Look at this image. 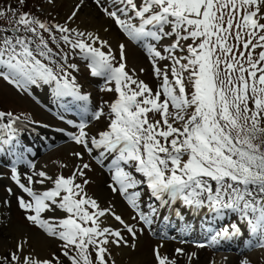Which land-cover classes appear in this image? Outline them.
Listing matches in <instances>:
<instances>
[{
    "label": "snow or ice",
    "instance_id": "6c2138e0",
    "mask_svg": "<svg viewBox=\"0 0 264 264\" xmlns=\"http://www.w3.org/2000/svg\"><path fill=\"white\" fill-rule=\"evenodd\" d=\"M94 2L129 41L146 50L158 81L155 89L139 78L143 68L138 73L128 66L125 43L118 45L117 55L98 34L67 26L83 0L65 25L20 11L26 0H18L20 7L0 9V18L8 21L0 25V80L25 92L48 85L57 98L85 102L80 122L68 121L78 130L69 138L101 167L110 160L107 186L125 199L135 213L133 220L151 226L158 214L153 200L161 209L180 204L194 212L207 208L217 216L227 210L237 214L239 223L223 227L207 245L196 247L239 238L243 224L248 246L264 250V0ZM61 45L87 62L92 77L104 79L102 91L115 94L107 111L99 107L88 112L90 98L73 75L79 68L69 63ZM89 116L106 121L104 129L91 134ZM19 120L0 110V156L17 149V162H23L15 127ZM83 152L72 153L81 163L70 176L53 177L28 162L31 171L22 179L12 168L11 179L23 194L17 197L18 207L29 224L60 242V255L41 258L23 237L14 250L0 255V264H64L61 256L68 264H116L112 246L136 248L124 232L135 241L139 230L113 206L101 207L88 194L92 167L83 162ZM35 185L48 187L37 191ZM145 187L147 213L141 207L142 190H136ZM8 192L14 194L10 188ZM57 210L61 218L44 217ZM175 214L181 216L178 209ZM163 247L153 249L155 264H179L185 255L190 264L195 256L177 248L169 257ZM240 264L251 261L244 258Z\"/></svg>",
    "mask_w": 264,
    "mask_h": 264
},
{
    "label": "rangeland",
    "instance_id": "374dc122",
    "mask_svg": "<svg viewBox=\"0 0 264 264\" xmlns=\"http://www.w3.org/2000/svg\"><path fill=\"white\" fill-rule=\"evenodd\" d=\"M81 0H55L54 4L49 5L47 3V0H26V6L21 7L20 11L22 12H30L32 15L38 16L41 20H43L46 23L52 24V23H59L61 25H65L67 18L71 15V12L75 8L77 4H80ZM11 6L12 8H17L20 7L18 4V0H0V9L5 8L6 6ZM97 8V10H94L93 6ZM87 11H86V10ZM86 11V17H93L95 21H99L105 19L106 22H109V27L111 33H115L119 38H121L123 43H127L128 40L124 36L122 32L115 26L114 22L109 20L104 13L100 10V8L96 5L94 0H83L82 7L80 8V11L78 13V16L71 21L70 23L67 24V26L71 28H79L81 29L82 26V20L81 17H83L84 12ZM100 11V12H99ZM82 13V14H81ZM100 15V16H99ZM112 22V23H111ZM8 21L4 20L3 18H0V25H7ZM85 25H89L86 21L83 22ZM114 27V28H113ZM45 38L47 39V34H45ZM126 42H125V41ZM191 43V41H189ZM128 44V43H127ZM131 47H134L135 50L138 52V57L141 59V67L139 68H147V77L144 78L141 74H139V78L144 80L147 84H149L151 87L154 89L158 86V81L154 78L152 75V68H151V63L148 60L146 50L135 43L128 44ZM50 46L53 48L54 51H59V49L56 48L54 44H50ZM61 47L64 49L65 52H68L69 54V63H74L77 65L79 68L78 72H74L73 75L76 76L77 83L80 85L81 90L84 92L88 93L91 97V101L94 103V106H100L102 105L107 111L108 104L115 99V94L114 93H109L102 91L100 88H98L101 92L98 93L97 86L98 83H100V80L94 81L93 79L88 77V73H90V70L87 67V62L83 61L80 59V57L73 56L71 51L61 45ZM119 50V49H118ZM116 54L118 55V51H115ZM167 62H161V64H164ZM146 76V75H145ZM105 86V85H104ZM102 86V88L104 87ZM34 88L33 90H35ZM51 90L50 87L47 85H42L40 87H37V91L33 92V95L35 96L36 99L40 100L41 102L52 106L53 104L56 103L58 113H60L63 117H68V112L71 111L72 109V103L66 102V100L57 98L55 95L54 97L48 96L50 95L48 92ZM43 92H45L43 94ZM98 94V95H97ZM41 104V106L45 107L44 104ZM51 108V107H50ZM92 109H94L92 107ZM0 110L3 111H10L12 112L15 116L20 117L19 122L17 123L19 126H22L23 131L26 130L30 133H25L22 134L23 137L17 133V135L21 137L18 138L19 146H23L24 144L28 143H33L34 146H39L41 145V141L36 140L37 136L39 137L40 135L43 136L45 139H50L52 140H57L61 141V137L64 136L66 138L65 133H62L60 136H57L53 132H47V131H41L40 129L36 128L33 125H24L25 123H40V124H45L48 126H54V124H59V122L63 121L61 119V116L59 117L58 115V122L56 119H54L53 116H50L48 114L46 109H42L39 106V103H35L32 99H29L27 95H25L23 92H20L17 90L15 87L6 85L3 80H0ZM159 119V117H156ZM21 122H25L24 124ZM89 127L92 129V131L96 134L98 131L103 130L105 127L106 121H88ZM18 126V127H19ZM41 128V127H39ZM33 133V136L30 135ZM37 134V135H36ZM30 135V136H29ZM66 135V136H65ZM4 136V131L0 130V137ZM36 138V139H34ZM68 144L69 141H66ZM64 142V144L58 143L55 148L51 149V151L45 152V153H39L37 154L34 158L37 160L36 162H41L42 165L47 166L48 169L46 168H41V167H36L37 170H43L46 171L49 175L55 177L57 175L63 174L64 176H70L72 172L75 170V167L81 163L79 159H77L75 156L72 155V153L76 151H80L79 148L80 146L74 145L70 151H68L65 146H67ZM17 150V149H13ZM6 155V154H5ZM35 162V163H36ZM86 163H90L92 167V171L88 172V178L90 179L91 183L87 186V192L90 196L96 198L98 202L100 203L101 207H108L109 205L114 207V210L116 211L117 214L120 215H125L122 217L124 220L129 222V224L134 225L139 231L137 233V239L134 241L130 235L127 233H124L125 237L128 240L129 245L135 243L136 248H130V247H122L124 249L122 250H115L112 247V258L115 260L116 264H155V260L153 255H151L150 248L153 250L154 247L153 245L155 243H161V241L166 245L165 249L162 251L163 253L167 254L169 257L173 256L174 250L177 248H182L186 254H192L195 253V256L191 260L190 264H212L214 257L218 258L222 256V262H215V264H240V261L244 258H247L251 261V264H264V250L260 249H253L249 248L244 250H241L242 248H245L248 246V238L249 234L247 233V229L245 232H243V235L241 236L240 239H235L233 243H235V248L239 247V249H234V250H224L223 252H215V250H208L207 248H198L196 245L198 242L203 240V238H200V236H197L198 233L202 234V228H204L205 232L207 231V218H211L210 220H216L217 218H220L221 216L226 218L222 223L219 224V227L217 230H221L225 226H230L232 223H236L234 220V213L230 212L228 213V216L231 217H226L227 215L222 214L217 216L214 212H211V215H199L193 218L192 216H184L178 218L175 213H174V207L172 208H165L164 213L162 214V217L156 221L155 224H158L159 222L165 223L163 216L167 214V217L170 218L171 220L174 221V223L179 222L180 223V228L181 227H187V229L191 232L192 238H200V240H195L194 244H192L190 241L187 243L186 241L180 242L177 241L178 243H175L174 241L169 240L167 237L162 240L157 241V236H150V234H147L142 231L139 222L136 220L132 219V216L135 215L133 211H130L129 205L125 200L118 199L120 195L118 194L117 196L110 192V194H105L104 197H97L95 196L97 193V188L98 186H101L102 188H108L107 183L110 182L108 179L109 172H108V167L106 174L104 175L102 173V170L97 168L92 162H90L89 158L84 156V161ZM64 164L67 165V167L61 168L60 165ZM24 172L19 171L20 173L24 174H29L30 171H28L27 167L21 169ZM0 198L2 199V204L5 208L6 211V218L4 219V224L0 223V255H7L9 251L14 250L15 245H13V241L17 242L23 237L29 238L31 240L33 236H36L37 233H41L38 228L32 226L27 222L25 219V213L23 210H21L18 207V202H17V197L22 195L21 190H16V185L13 180L7 179V177L10 176V173L4 172L3 169L0 167ZM137 178L139 179V175L137 174ZM13 181V182H12ZM24 182V181H23ZM27 183V182H26ZM48 187V185H46ZM12 189V192L14 194L10 195L8 192V189ZM110 190V189H109ZM136 190H142V196L141 197V207L143 210L147 213V203L145 201V197L149 196L147 188H142V189H136ZM130 191H135V190H130ZM26 199V198H25ZM124 203L128 208V212L125 208V206L122 204ZM156 205V202H152ZM158 205V213L162 211L161 208H159V203L157 202ZM145 208V209H144ZM227 211V210H226ZM225 211V212H226ZM49 219L56 220L59 219L63 216V214L55 211V212H50ZM203 217V218H202ZM205 217V218H204ZM155 218V217H154ZM236 219L238 218L236 214ZM198 222V224H197ZM182 224V225H181ZM193 225L190 227V225ZM170 225V223H167L166 226ZM243 224H240V226ZM200 227V232L197 229V227ZM119 227V225H118ZM152 228V227H150ZM14 230V231H13ZM17 233L19 236L18 238L12 237V236H17L15 234H10V233ZM43 233V232H42ZM158 237L159 235L161 237H164L163 233L160 231L155 232ZM171 232L170 234H172ZM182 233H179L181 235ZM44 237L47 238L45 234H43ZM11 238H14L13 241H11ZM47 249L44 251L43 255L41 258H50V253L55 252L57 255H60V248H59V241L49 238ZM186 242V243H184ZM217 246V245H216ZM118 249V248H116ZM126 249V251H125ZM119 251V252H118ZM128 251V252H127ZM127 253V254H126ZM124 254V255H123ZM143 255V258H142ZM138 258L140 261H137L134 258ZM61 259L64 261V264H68V261L66 258L61 256ZM224 259V260H223ZM179 264H189L187 255L180 257L179 258Z\"/></svg>",
    "mask_w": 264,
    "mask_h": 264
},
{
    "label": "bare ground",
    "instance_id": "6f19581e",
    "mask_svg": "<svg viewBox=\"0 0 264 264\" xmlns=\"http://www.w3.org/2000/svg\"><path fill=\"white\" fill-rule=\"evenodd\" d=\"M93 6V5H92ZM93 8H94V10H97V8H95L94 6H93ZM86 10V9H85ZM87 11V10H86ZM86 11H82V12H84V15H83V17H81V22H82V26H81V29H83V30H87V31H92V32H94V33H96V34H98L99 36H101L103 39H106V40H108L109 42H110V44L112 45V48H113V50H114V52L115 51H118L119 52V50H118V45L120 44V43H123L122 42V40H121V38L123 39V37H121V38H119L115 33H111V31H110V27H109V22H106V20L105 19H103L102 18V20H99V21H95L94 19H93V17H86ZM100 12V11H99ZM82 14V13H81ZM100 16V15H99ZM84 21H86L87 23H89V25H85L83 22ZM112 23V22H111ZM105 28H107L108 29V31H105ZM114 28V27H113ZM125 41V40H124ZM126 42V41H125ZM126 45H127V57H128V66L130 67V68H135L136 70H137V72L139 73V69H141V68H139L138 69V67H141L142 65V63H141V59L138 57V52H137V50H135V48L134 47H131V46H129L127 43H126ZM116 53V52H115ZM147 72H148V69L147 68H144V72L143 73H139V74H141L144 78H148L147 77ZM146 75V76H145ZM48 86V85H47ZM48 87H50V86H48ZM51 88V87H50ZM49 90V89H48ZM45 92H48L50 95H48L49 97L52 95V97H54V94H53V91L52 90H49V91H45ZM45 92H43V94L45 93ZM19 125L17 124L15 127L18 129V132L17 133H19L22 137H23V135L22 134H25V133H30V132H28V131H26V130H24L23 131V129H22V126H19ZM89 130H90V133L91 134H95L93 131H92V129L89 127ZM37 135V134H36ZM21 136H19V135H17V137H21ZM30 136V135H29ZM41 136V135H40ZM66 136V135H65ZM43 137V136H42ZM68 136H66V138H67ZM38 138V137H37ZM64 139V136H62L61 137V139ZM65 143H66V141H65ZM67 144V143H66ZM22 146V145H21ZM74 145H72L70 142L67 144V146H65V148H67L68 149V151H70V149L73 147ZM34 164L36 165V167H41L42 169L43 168H46V169H48L47 168V166H45V165H42L41 164V162H34ZM19 172V171H18ZM20 173V172H19ZM21 174V176H22V179H23V177H24V173H20ZM108 179L110 180V182H111V178H110V173H109V176H108ZM25 183L27 182L26 180H23ZM35 188H36V190L37 191H43V190H45V188H46V185L45 186H41V185H35ZM105 194H110V190L109 189H107L106 187L105 188H102L101 186H98V188H97V193H96V195L95 196H97V197H104L105 196ZM143 197V196H142ZM174 207V213L176 212V210L178 209L179 211H180V213H181V216L180 217H184V216H192L193 218H195L196 216H198L199 217V215H205V216H207V215H211L210 213L211 212H209L208 211V209L207 208H204V209H201V210H199V212H194L193 210H191V209H189V208H186V207H183V206H181L180 204H177V205H174L173 206ZM164 210H165V208H163L162 209V211H160L158 214H157V216L153 219V220H156V221H158L161 217H162V214L164 213ZM57 212H59L60 214H61V212L59 211V210H57ZM48 214H50V212H48V213H45L44 214V217L45 218H48L49 219V215ZM176 215V214H175ZM6 216H7V214H6V211H5V208H4V206H3V204H2V199L0 198V223H3L4 224V219L6 218ZM180 217H178V218H180ZM200 218V217H199ZM203 218V217H202ZM205 218V217H204ZM106 223H110V224H112L114 227H118V224L114 221V220H109V221H106ZM197 224H198V222H197ZM182 225V224H181ZM241 227V229H242V231L243 232H245L246 231V228H245V226L244 225H241L240 226ZM14 231V230H13ZM13 231H12V233H10V234H15V235H17V233H13ZM43 234L44 233H37L36 234V236H33V238L30 240V242H31V244H32V247L35 249V251L40 255V256H42L43 255V253H44V251L47 249L46 247H47V245H48V241H49V239H48V237L46 238V237H44L43 236ZM12 237H15V238H18L19 236L17 235V236H12ZM159 237H161L160 235H159ZM241 237H239L238 239H240ZM14 240V238H11V241H13ZM13 243V245H15L16 244V241L14 242H12ZM160 244H163L164 245V247L161 249V251H163L164 249H165V244L161 241V243L159 242V243H155L154 245H153V247L154 248H156L158 245H160ZM115 250H122V249H124V248H118V249H116V247L115 246H112ZM216 250H218L217 252H220V251H222V250H220V249H216ZM241 250H244L243 248L241 249ZM125 251H126V249H125ZM119 252V251H118ZM128 252V251H127ZM127 254V253H126ZM124 255V254H123ZM142 258H143V255H142ZM222 256H220V257H218V258H216V257H214V258H212L213 259V261H215L216 263L217 262H222ZM134 259H136L137 261H140L137 257L136 258H134ZM224 260V259H223Z\"/></svg>",
    "mask_w": 264,
    "mask_h": 264
}]
</instances>
